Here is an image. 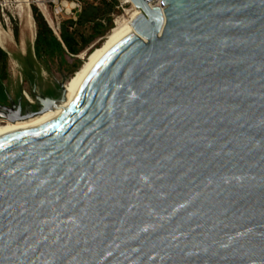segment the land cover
I'll use <instances>...</instances> for the list:
<instances>
[{
	"label": "water",
	"instance_id": "water-1",
	"mask_svg": "<svg viewBox=\"0 0 264 264\" xmlns=\"http://www.w3.org/2000/svg\"><path fill=\"white\" fill-rule=\"evenodd\" d=\"M130 1L0 136V264H264V0ZM64 85H4L0 119Z\"/></svg>",
	"mask_w": 264,
	"mask_h": 264
},
{
	"label": "rangeland",
	"instance_id": "rangeland-1",
	"mask_svg": "<svg viewBox=\"0 0 264 264\" xmlns=\"http://www.w3.org/2000/svg\"><path fill=\"white\" fill-rule=\"evenodd\" d=\"M72 1L74 0H54L53 2L52 0H28L30 14L34 25L32 35V32L26 34L24 31V23L18 16V2L16 0H0V28L3 32H8L10 30L12 33L10 43L8 45H1L0 43V46L8 52V76L4 81V85L13 97L20 96L21 89L29 92V86L34 82L43 88L44 91H47L51 87L56 88L58 82H66L81 64V52L84 50L90 52L92 45H96L94 42L108 32L116 18L127 17L130 11L133 10V6L129 3H125L124 0H106L107 2H114V7L109 14L111 25L105 19L100 20L104 25L103 33L101 35L99 34L93 37L83 49L78 51L77 54L71 55L64 52L62 54L63 60H61L59 56H55L52 59L44 56L42 61L37 60L33 54V45L37 28L34 23L31 7L35 6L38 11L42 13L50 27V24L53 23L55 28L58 27L56 28L58 31L54 30L52 27L51 28L57 33V36H59L60 23L63 20L72 19V15L68 13ZM79 1L81 2V9L82 6L87 3H92L94 5L100 3V0ZM14 27H17V39H15L13 35ZM76 31V38L78 41L80 40V37L87 39L92 34V30L88 25L78 27ZM21 40L24 42L23 48L20 45ZM5 99L6 95L0 93V101H5Z\"/></svg>",
	"mask_w": 264,
	"mask_h": 264
},
{
	"label": "trees",
	"instance_id": "trees-1",
	"mask_svg": "<svg viewBox=\"0 0 264 264\" xmlns=\"http://www.w3.org/2000/svg\"><path fill=\"white\" fill-rule=\"evenodd\" d=\"M113 7L114 2H107L106 0H100V3L97 5L92 3L83 5L76 20L66 19L60 23L59 40L53 33V30L48 26L42 13L35 6H32L31 11L37 28L33 45L35 57L43 59L44 56H47L52 59L55 56H59L63 60L62 54L64 52L71 55L77 54L93 37L103 33L104 25L100 22L101 19H105L111 25L109 14ZM86 25L90 26L92 34L87 39L80 37L78 41L76 38V30L78 27ZM13 35L17 39V27L13 28ZM6 67L7 54L0 48V93L3 94H5L3 80L8 76Z\"/></svg>",
	"mask_w": 264,
	"mask_h": 264
},
{
	"label": "bare ground",
	"instance_id": "bare-ground-1",
	"mask_svg": "<svg viewBox=\"0 0 264 264\" xmlns=\"http://www.w3.org/2000/svg\"><path fill=\"white\" fill-rule=\"evenodd\" d=\"M18 2V9L19 13L18 16L24 23V31L25 33H31L33 35V20L30 14V7L28 5V0H16ZM16 2V3H17ZM125 3H129L132 5L130 0H124ZM133 6V5H132ZM128 12V11H127ZM142 11L135 8L133 6V10L130 11L127 17L123 18H116L113 22L112 27L106 32V34L103 37H100L95 41V46L92 45L91 51L88 52L87 50H84L81 52V58L82 62L78 69L74 71V73L68 78V80L65 82L64 88H65V100L60 104V106L53 111H47L43 114L37 115L33 118L24 120V121H17L15 123L9 122V121H3L0 119V136L20 129L27 127L29 125L35 124L41 119L47 117L48 115L54 113L57 111L70 97L71 93L75 89L78 82L81 80V78L84 76V74L87 72V70L92 66V64L102 55V53L107 50L110 46H112L116 41H118L121 37H123L125 34H127L129 31L133 29L131 22L132 20ZM17 18V17H16ZM46 20V19H45ZM51 27L54 30H57L55 28L54 23L50 24ZM58 25V24H57ZM6 31V30H5ZM58 31V30H57ZM12 33L9 30L8 32H3L0 28V43L1 45H8L11 41ZM13 40V39H12ZM20 45L23 48L24 42L23 40L20 41ZM7 49V47H6ZM27 50V49H26ZM22 53V52H21ZM31 99V98H30Z\"/></svg>",
	"mask_w": 264,
	"mask_h": 264
},
{
	"label": "built area",
	"instance_id": "built-area-1",
	"mask_svg": "<svg viewBox=\"0 0 264 264\" xmlns=\"http://www.w3.org/2000/svg\"><path fill=\"white\" fill-rule=\"evenodd\" d=\"M54 0H52L53 2ZM161 0H148L149 7H160L159 3ZM81 11V2L79 0H74L71 2L70 7L68 9V13L72 15V19L76 20L77 14ZM58 28V27H57ZM55 32V31H54ZM56 33V32H55ZM57 34V33H56Z\"/></svg>",
	"mask_w": 264,
	"mask_h": 264
},
{
	"label": "flooded vegetation",
	"instance_id": "flooded-vegetation-1",
	"mask_svg": "<svg viewBox=\"0 0 264 264\" xmlns=\"http://www.w3.org/2000/svg\"><path fill=\"white\" fill-rule=\"evenodd\" d=\"M6 54H7V59H8V52L6 51V50H4L3 48H1ZM35 56V55H34ZM36 58V57H35ZM37 60H39V61H42L43 59H38V58H36ZM6 71H7V67H6ZM7 79V78H6ZM6 79H4L3 80V83H4V81L6 80ZM27 92V91H26ZM0 104L1 105H4V106H9V102H8V99L6 98L5 99V101H0ZM34 111H36V108H34V109H31V110H28V111H26V110H22L20 113H15V114H11L12 115V117H20V116H24V115H26V114H29V113H32V112H34ZM3 121H5L4 119H2Z\"/></svg>",
	"mask_w": 264,
	"mask_h": 264
}]
</instances>
